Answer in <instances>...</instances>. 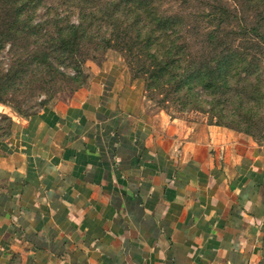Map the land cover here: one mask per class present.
I'll return each instance as SVG.
<instances>
[{
	"label": "crops",
	"instance_id": "crops-1",
	"mask_svg": "<svg viewBox=\"0 0 264 264\" xmlns=\"http://www.w3.org/2000/svg\"><path fill=\"white\" fill-rule=\"evenodd\" d=\"M124 66L0 140V264H264V144L150 114Z\"/></svg>",
	"mask_w": 264,
	"mask_h": 264
},
{
	"label": "rangeland",
	"instance_id": "rangeland-1",
	"mask_svg": "<svg viewBox=\"0 0 264 264\" xmlns=\"http://www.w3.org/2000/svg\"><path fill=\"white\" fill-rule=\"evenodd\" d=\"M215 1L153 0V5L162 16L180 14L190 30L187 38L196 42L206 38L203 32L218 26L219 20L208 16L212 10L210 4ZM236 1L241 4V21L261 25L264 31V18L257 10L264 9V5L255 6L251 0ZM222 2L232 8L236 4L234 0ZM134 8L127 0H0V77H5L11 68L4 78L7 81L5 101L0 103V140L12 135L10 120L28 117L40 111L45 104L67 102L94 70L112 63L124 66L132 76H139L142 106L148 113L162 111L172 118L206 123L209 120L206 114L168 109L158 101L163 98L160 92L147 89V75L139 73L144 64L149 66L150 61L144 35L146 29L141 34L138 32L145 17L140 22L135 20ZM17 10L21 12V22L12 20ZM9 19L13 27L20 28L15 29L17 34L11 37L5 30L10 25ZM25 22L34 28L28 35L21 30ZM72 24H81L83 30L79 35L80 48L75 55H68L51 36L56 34V30ZM234 25L233 22L231 26ZM201 53L198 52L197 56ZM257 108L260 110L253 117L251 127L249 124L233 126V130L247 140L263 145L264 97Z\"/></svg>",
	"mask_w": 264,
	"mask_h": 264
},
{
	"label": "trees",
	"instance_id": "trees-1",
	"mask_svg": "<svg viewBox=\"0 0 264 264\" xmlns=\"http://www.w3.org/2000/svg\"><path fill=\"white\" fill-rule=\"evenodd\" d=\"M127 1L136 9L135 20L140 22L145 17L138 32L141 34L146 29L144 35L150 61L139 73L147 75V89L163 95L159 103L180 112L206 114L209 117L206 123L210 125L231 129L245 124L251 127L253 117L260 110L257 108L259 101L264 97V31L261 25L241 21V4L234 0V9L222 0L210 4L212 10L208 16L216 17L218 26L203 32L206 37L203 40L191 42L186 36L190 30L180 14L162 16L153 0ZM251 1L255 6L264 5V0ZM257 10L264 18V9ZM14 13V16L13 13L10 15L12 20L21 22V12ZM8 21L10 25L5 28L8 37L15 36L20 28L13 27L10 19ZM233 22L235 25L231 26ZM21 30L28 35L34 28L25 22ZM81 30V24L67 25L55 31L56 37H51L66 50V54L75 55L80 48ZM200 51L202 53L197 56ZM8 71L5 77H0V103L5 101L7 81L4 78L11 68ZM133 77L139 76L133 74ZM35 114L37 112L29 116ZM13 125L14 121L10 120L9 127L13 128Z\"/></svg>",
	"mask_w": 264,
	"mask_h": 264
}]
</instances>
